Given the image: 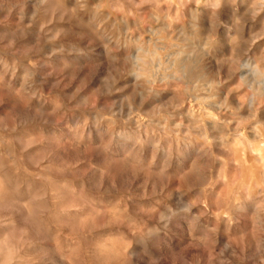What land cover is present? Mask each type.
I'll return each mask as SVG.
<instances>
[{"label":"clouds","instance_id":"1","mask_svg":"<svg viewBox=\"0 0 264 264\" xmlns=\"http://www.w3.org/2000/svg\"><path fill=\"white\" fill-rule=\"evenodd\" d=\"M0 264H264V0H0Z\"/></svg>","mask_w":264,"mask_h":264}]
</instances>
